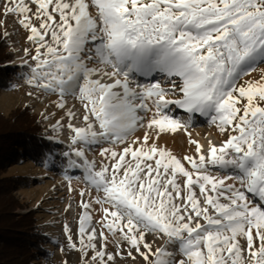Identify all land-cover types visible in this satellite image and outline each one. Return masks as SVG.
<instances>
[{
    "label": "snow or ice",
    "instance_id": "snow-or-ice-1",
    "mask_svg": "<svg viewBox=\"0 0 264 264\" xmlns=\"http://www.w3.org/2000/svg\"><path fill=\"white\" fill-rule=\"evenodd\" d=\"M0 7L37 45L27 83L58 93L61 109L69 95L83 109L85 126L68 125L72 144L84 145L73 149L82 163L69 165L83 169L96 195L81 202L79 247L64 227L83 264H115L125 244L145 264H264V69L239 84L264 63V0H0ZM170 106L209 116L228 139L207 153L190 141L197 157L177 158L156 142L186 127ZM149 113L155 139L145 132L128 143ZM91 146H100L99 166L86 156ZM93 204L101 206L99 231ZM148 234L164 245L153 251Z\"/></svg>",
    "mask_w": 264,
    "mask_h": 264
},
{
    "label": "rangeland",
    "instance_id": "rangeland-1",
    "mask_svg": "<svg viewBox=\"0 0 264 264\" xmlns=\"http://www.w3.org/2000/svg\"><path fill=\"white\" fill-rule=\"evenodd\" d=\"M18 19L14 15H4L3 8L0 7V31L9 41L10 49L15 53V58L7 62L12 73V82L0 93V111L7 115L17 107H31L44 120L48 131L47 137L55 143L56 148L52 154H48L41 161H35L28 155H24L20 160L12 163L6 174L17 175L27 181L17 190L20 200L26 204L24 208L17 209V212L35 211L39 226L47 235L45 253L34 264H81L84 257L79 251L70 247L64 227L66 224L70 227L73 241L79 247L78 223L79 217L84 211L81 202L89 200V193L93 197L96 195L84 181L83 169L69 165L70 160H75L77 164L82 163L80 158L75 157L73 149L74 147H84V145L83 143L75 146L72 144L74 133L68 125L71 123L77 127L85 126L81 118L83 109L80 101L70 95L64 98L65 107L61 109L58 107L61 102L58 93H52L27 83L31 75V67H34L36 63L32 60V56L36 54L37 45L28 39L30 31L24 29L18 23ZM34 23L38 26L39 22L34 21ZM45 39L51 42L50 37ZM261 69H264V63L259 64L257 71L251 73L250 76L243 77L239 84H243L245 80L259 79ZM136 79L140 82H147L142 77H136ZM174 79L179 82L178 78ZM160 80L164 86H168L164 83L166 77L160 75ZM170 107L169 115L180 120L186 127L176 132L163 133L156 142L160 147L171 151L177 158L197 157V144L190 141H196L203 146V152L207 153L210 144L219 146L228 139V133H221L209 116L199 113L193 116L194 113H188L184 109L176 106ZM69 110L76 113V119L69 120L66 115ZM141 115L144 114L141 113ZM150 115L149 113L145 118V126L138 127L128 138V143L136 137H140L142 140L145 132H149L155 139V133L146 127ZM207 118L209 119L207 120ZM153 139L149 140V144L153 142ZM103 146L111 145L105 143ZM123 146L119 145L118 147L122 148ZM99 150L100 146L85 148L88 159L95 160L98 166L102 160ZM66 153L68 155H65ZM185 167L190 168V165L185 162ZM82 191L85 192L83 197L80 195ZM100 207V205L93 204L90 209L94 217L93 226L98 231L99 224L96 222L102 216ZM109 238L111 240L110 234ZM146 240L152 245L153 251L163 246L165 242L163 238L153 234H148ZM122 247L123 252L116 257L115 264H145V261L134 249L132 256L135 259L128 256L126 244ZM141 250L143 251V249ZM170 250H173L171 246ZM116 251V243L110 242L108 252L115 253Z\"/></svg>",
    "mask_w": 264,
    "mask_h": 264
},
{
    "label": "trees",
    "instance_id": "trees-1",
    "mask_svg": "<svg viewBox=\"0 0 264 264\" xmlns=\"http://www.w3.org/2000/svg\"><path fill=\"white\" fill-rule=\"evenodd\" d=\"M14 58L0 31V93L12 82L7 62ZM47 134L44 120L29 106L17 107L7 115L0 111V264H34L45 253L47 235L35 211L17 212L26 206L17 190L27 181L6 172L24 155L41 161L52 154L56 145Z\"/></svg>",
    "mask_w": 264,
    "mask_h": 264
},
{
    "label": "bare ground",
    "instance_id": "bare-ground-1",
    "mask_svg": "<svg viewBox=\"0 0 264 264\" xmlns=\"http://www.w3.org/2000/svg\"><path fill=\"white\" fill-rule=\"evenodd\" d=\"M195 114H196V113H194V115H193V116H195ZM216 146H218V145H216Z\"/></svg>",
    "mask_w": 264,
    "mask_h": 264
}]
</instances>
